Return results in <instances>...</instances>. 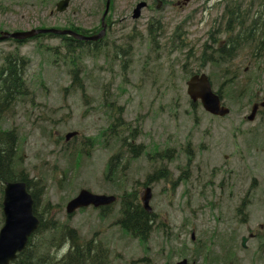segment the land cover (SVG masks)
Listing matches in <instances>:
<instances>
[{
	"label": "rangeland",
	"instance_id": "1",
	"mask_svg": "<svg viewBox=\"0 0 264 264\" xmlns=\"http://www.w3.org/2000/svg\"><path fill=\"white\" fill-rule=\"evenodd\" d=\"M99 0H77L70 7L69 12L76 13L80 23L87 21V10ZM144 0H117L116 16L118 20L117 30L121 35L119 46H125L127 53L124 60L128 63L117 60L113 56L111 49L106 50L105 54L97 59L83 57L85 66V89L88 100L91 101L86 107L83 103L85 93H70L64 97V90L69 84L67 68L61 64L56 71L50 72L51 68L44 63L34 50L32 44L24 48V53L31 58V66L27 71L30 79V91L35 94L36 103L39 106L31 107L24 103L16 109V116L10 118L6 115L4 121H0L1 128L9 129L18 127L19 147L23 153V164L33 177H41L47 183L45 197L39 203L38 208L42 209L45 203L51 201L54 204L66 206L68 200L77 194L81 189L86 188L96 195L119 194L120 188L108 186L104 180V172L109 159L113 156L117 145L111 142L107 146H99L93 151L90 158H84L79 162L70 160L67 152L70 153L72 146L63 150L62 137L69 133L77 132L86 137H93L101 130L110 125L108 109L104 108V92L106 86L109 87V98L114 102V108H123L125 120L136 125V120L142 122L141 135L137 136V144L148 145L149 143L160 144L162 150L169 147L175 149L172 161L165 162L168 170L173 175V180H178L182 175L181 169H186L185 173L190 174L188 185L180 184L175 187L173 197H169L163 192L166 185L160 182L153 187V198L151 206L153 210L160 214L161 219L167 224L168 231H157L148 239V255H144V248L135 239L127 238L121 234L119 228L114 225L119 217V206L112 209V215L103 222L98 217V212L93 208L78 211L72 217L70 226L77 229L84 237L91 238L96 233H100V238L110 253L108 260L111 264H128L137 261L139 258H152L153 264H176L182 261L180 249H195L191 243V229L195 228L199 232L196 238H201L203 234L210 236L214 228H223L214 219L219 216L230 217L231 207L239 206L240 192L246 191L251 186L250 177L253 175L252 162H264V141L260 135L257 139L247 135L242 136L233 131L234 126L249 128L242 121L240 112L242 105H232L234 114L225 120L208 122L204 119L201 125H195L189 111L191 110L186 93V70H198L199 63L197 57L204 51L203 45L209 42L208 33L217 27L214 23L221 16L223 8H218L219 0H192L188 5H183L184 0H172L168 6L161 7L159 12L150 8L144 11L143 17L134 21L132 19L133 10L137 3ZM152 2V0H146ZM21 1H19L20 3ZM34 2V0H32ZM180 2V3H179ZM181 5H178V4ZM26 6L24 8L13 7L15 15L13 18L1 17L0 25L20 29H31L37 25V9ZM50 10H45L44 16L39 12L38 21H48ZM31 14L35 18L30 19ZM160 19L157 36L161 39L158 44L150 43L148 40V24L152 19ZM11 21V22H10ZM181 27L187 33V41L190 46L184 52L167 55L163 49L166 36L172 35L177 27ZM137 30L134 37L128 36ZM116 36H114L115 41ZM158 39V40H159ZM157 40V41H158ZM157 43V42H156ZM50 45L56 44L54 41ZM126 44V45H124ZM0 48L8 49V45ZM191 49V50H190ZM190 50V52H189ZM45 57H50L45 54ZM237 62L244 70L247 65V54L242 51ZM188 63V64H187ZM186 65V68L184 67ZM128 71V82L124 83V67ZM56 72V73H55ZM174 72L175 77L170 73ZM44 79L47 94L42 92L37 83ZM111 104V103H110ZM89 110V111H87ZM87 112V113H86ZM86 113V114H85ZM199 116L203 113L199 110ZM204 118V117H203ZM210 138H207L208 135ZM60 139V140H59ZM58 143L56 144L55 142ZM190 142V143H189ZM205 142L210 148L209 152L201 151L199 145ZM190 144L193 158L190 162H195L193 167L187 169L185 150ZM230 158L224 160V156ZM161 162V161H160ZM228 162V163H227ZM57 166L58 180L54 179L52 169ZM153 167L159 168V164L152 166L149 162H137L128 168L123 176L126 180H121L122 186L131 187L143 184L147 173ZM67 176L63 172L68 170ZM225 169L224 173L220 169ZM219 172L215 183L213 171ZM236 172L234 181L237 186L231 190L237 191V200L229 202L228 190L220 191L217 183L223 177L228 178V174ZM211 181H214L212 183ZM72 182V183H71ZM257 195L254 199L253 225L257 222L258 208L261 205V198L264 201V179L257 181ZM71 183V186H70ZM145 189L140 187L139 191L143 194ZM188 192V193H187ZM225 192V193H223ZM2 194L0 193V201ZM260 199V201H257ZM207 203L209 205H207ZM212 207L210 208V205ZM1 208V207H0ZM66 213V207L63 211ZM64 213L59 214V220L64 221ZM255 216V217H254ZM3 218L0 209V228H2ZM216 224V225H215ZM234 226L233 224H231ZM230 226V223H229ZM226 233L227 231H218ZM240 236L244 235L243 228ZM46 241H50V232L43 235ZM238 264H253L258 249L261 247L259 241H250L246 249L240 248V240L235 241ZM44 245L43 248H47ZM220 252V249H218ZM151 256V257H150ZM138 263V261L136 262ZM192 264V263H189ZM196 264H203L200 258ZM264 264V262H263Z\"/></svg>",
	"mask_w": 264,
	"mask_h": 264
},
{
	"label": "trees",
	"instance_id": "2",
	"mask_svg": "<svg viewBox=\"0 0 264 264\" xmlns=\"http://www.w3.org/2000/svg\"><path fill=\"white\" fill-rule=\"evenodd\" d=\"M254 4L255 0H252L248 6L245 5L243 13L247 14L252 12ZM232 7H234V10H231L230 15L240 16V4L235 2L232 4ZM255 14L263 16L264 6L262 4H260ZM238 22L242 23V30L234 36L236 49H239L241 45H251L264 35L263 17L258 20H252L250 27L249 25H245L244 18L238 20ZM232 26L233 23L231 21V31L233 29ZM22 74V60L16 57L7 58L6 67L0 70V82H2L0 84L1 107L13 102L15 95L22 94L21 91L25 88L22 81ZM119 123L121 126V119H119ZM115 126L117 125L115 124L111 130ZM15 137L16 134L13 131H0V189L3 192L5 183L24 181L30 190L31 187L35 190V192L32 190L30 192L37 205L45 189L44 187H40L39 184L35 185L32 183L21 168L17 169L18 167L15 164L13 167ZM139 149H135L134 154ZM115 160L117 159L114 158L109 165V173L111 176H114V183L117 181V178H115V169L118 163ZM163 174L164 172H159L156 176L163 178ZM138 201L139 199L136 193L124 192V195L121 197L122 218L119 221V225L124 233L130 234L145 242L153 229L152 225L155 220V215L146 212ZM58 211H61V207L55 206L50 202L41 213L36 206L35 212L40 220V227L30 239L27 248L18 255L17 260L13 264H106L108 261V250H105L102 244L95 240H83L79 233L71 228L68 223H60L57 220ZM103 211H110V209L105 208ZM47 232H50V241H46L43 238V235ZM67 242L70 243V249L67 253L61 254V247ZM44 245H48V247L43 248Z\"/></svg>",
	"mask_w": 264,
	"mask_h": 264
},
{
	"label": "water",
	"instance_id": "3",
	"mask_svg": "<svg viewBox=\"0 0 264 264\" xmlns=\"http://www.w3.org/2000/svg\"><path fill=\"white\" fill-rule=\"evenodd\" d=\"M32 36H34V33L20 35L22 39ZM190 84L192 87L190 95L195 101L201 98L209 111L223 115L219 110L220 102L211 94V89L206 79H196ZM150 199L151 192L149 190L144 198L147 210H150L148 207ZM114 200V198L93 196L83 191L77 199L69 204L68 213H73L77 209L90 204L96 207L107 206ZM4 214L6 221L0 234V264H10L16 259L17 254L25 249L30 236L39 225V221L33 214L32 197L27 193L24 184H7Z\"/></svg>",
	"mask_w": 264,
	"mask_h": 264
},
{
	"label": "flooded vegetation",
	"instance_id": "4",
	"mask_svg": "<svg viewBox=\"0 0 264 264\" xmlns=\"http://www.w3.org/2000/svg\"><path fill=\"white\" fill-rule=\"evenodd\" d=\"M228 28L229 27L227 25L226 29H228ZM220 31L223 32V29L219 28L218 33ZM216 43H219L220 45H222L224 42H222L221 40H218V41H216ZM252 73H253V77L250 79L251 83H253L256 80H260V79H262L264 82V64H255V68L252 70ZM263 103H264V88L256 90L253 99H251V101L249 103L250 112L252 113L253 110L256 111L255 121L258 122V127H264V107H262ZM202 120H204V119H201V121L199 123H202ZM211 120H214V119L210 118L209 121H211ZM244 130H241L240 128L238 129L239 133H241L242 135L244 134V132H243ZM256 131H258V128H247L245 135L253 136V135L257 134V133H255ZM262 140H264V135L262 136ZM203 148H205V147H203ZM205 149H206V151H209L208 148H205ZM252 165L254 166L252 168V170H254L257 174L256 178H259V177L264 178V162H252ZM256 183H257V181H255V184ZM251 193H252L251 190L245 192L246 199H248V197L251 195ZM246 202H248V201H244V203H246ZM259 210H260V212H264V208H260ZM260 225L261 224H257V226H259V227H260Z\"/></svg>",
	"mask_w": 264,
	"mask_h": 264
}]
</instances>
